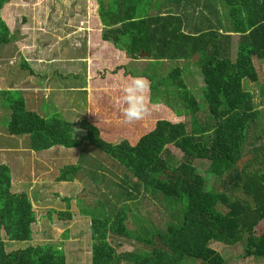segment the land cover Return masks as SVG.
<instances>
[{"label":"trees","instance_id":"1","mask_svg":"<svg viewBox=\"0 0 264 264\" xmlns=\"http://www.w3.org/2000/svg\"><path fill=\"white\" fill-rule=\"evenodd\" d=\"M10 1L0 0V10ZM159 1L97 0L96 21L102 31L92 40L91 49L99 66L95 64L91 71L90 118L80 122L85 136H73L77 124L58 113L46 118L28 110L22 92L2 90L0 102L4 101L11 113L8 133L28 137L29 148L34 152L55 147L77 149L89 144L147 188L168 197H187L182 226H170L154 240L132 239L155 245L145 257L134 251L118 254L116 249L124 243L113 245L116 238H130L127 226L130 211L118 210L113 218L91 217L92 264H123L126 260L134 264H183L186 259L202 264H226L211 243L235 246L245 237H248L245 256L264 259V230L261 233L256 230L264 221V147L244 154L249 131L258 116L253 96L246 91L244 82H259L254 61L264 62V0H221L229 28L218 20V27L213 24L198 33L186 32L189 24L182 15L151 16ZM234 36H238L236 43ZM16 40L0 18V51ZM141 59L157 68L164 62H189L200 74L207 110L216 125L210 129L194 121L188 131L184 122L152 118L153 109L160 105L157 96L165 93L162 91L168 93L160 85L167 80L172 83V95L179 97L192 118L202 109L187 87L181 68L173 69L157 85L158 81L149 73L135 75L129 71L130 62ZM22 67L34 75L26 62H22ZM133 76H144L150 81L151 112L145 119L128 125L122 123L121 96L122 87ZM117 141L122 142L117 146ZM170 145L187 160L208 161L207 175L225 178L226 183L250 200L234 199L229 189L208 188L206 177L190 161L173 166L165 160ZM82 172L79 165L66 166L60 171L58 182L81 181ZM70 200H64L67 207ZM52 213L72 219L71 212ZM81 214L89 217L83 211ZM36 221L28 194L13 192L11 170L6 165L0 166V264H67L64 251L54 245L7 252L3 232L9 242H32Z\"/></svg>","mask_w":264,"mask_h":264},{"label":"rangeland","instance_id":"2","mask_svg":"<svg viewBox=\"0 0 264 264\" xmlns=\"http://www.w3.org/2000/svg\"><path fill=\"white\" fill-rule=\"evenodd\" d=\"M96 1L11 0L8 2L0 10V18L5 21L17 40L0 51V91L23 87L27 109L43 114L46 118L56 113L62 116L65 111L64 117L72 118L76 123L87 118L88 92L92 93L89 77L93 66L95 64H98L95 67L99 66L97 55L93 56L91 42L102 31V27L96 21L98 6ZM168 13L184 16L189 24L186 29L188 33L206 31L213 24H217L215 27H218V20H222L225 27L229 28L226 10L221 0L172 2L160 0L152 9L151 16ZM237 40L238 36H234L235 43ZM23 61L30 66L34 75L23 69ZM254 63L259 73V82L245 81L244 87L253 96L258 116L249 131L244 149L245 155L256 147H264V62L255 60ZM175 68L183 70L184 81L200 104L202 110L195 118L185 110L179 97L172 95V83L163 80ZM128 69L135 75L149 73L158 81L157 85L164 81L160 85L165 87L168 93L162 91L165 93L157 96L160 105L153 109L155 112L152 118L167 117L184 122L188 131L191 130L194 121L210 129L216 125V121L207 110L200 74L189 62H164L160 68H157L151 67L148 60L141 59L131 61ZM147 71L156 72L158 75ZM74 86H77L78 90H73L74 92L71 93L70 88ZM64 88H68L70 92L67 90L69 93H66ZM42 89H46L47 92L43 93ZM159 90L161 91L160 87ZM72 101L74 104H71ZM71 107L77 112H72ZM10 116L11 113L5 102L1 101L0 166L6 165L11 170L12 191L28 194L37 221L33 225L32 242H9L3 232L7 242V252L48 244L64 251L67 264H91L93 244L90 235L91 217L113 218L118 210L126 213L130 211L127 221L130 238H116L113 242L114 246L116 242L124 243L116 249L118 254L134 251L138 256H148L155 245H147L138 242L139 240H154L159 233H165L168 227L182 226L188 208L186 196L168 197L147 188L118 163L89 144L77 149L57 147L47 152H34L29 148L28 137L9 135ZM165 160H169L175 167L181 162L190 161L172 145L167 147ZM190 162L198 173L206 177L208 188L214 187L220 191L229 189L234 199L250 200L242 191L234 190L226 183L225 178L226 182L207 175L210 165L208 161L191 160ZM70 165H79L82 168V180L58 182L60 171ZM137 189L138 193H136ZM130 192H133V195L127 194ZM65 199H71L69 207ZM81 210L89 217L82 216ZM51 212H71L72 219L60 218ZM256 230L258 233L264 230V221ZM156 243L157 247H160V242L156 241ZM211 247L223 256L226 264H264V259L245 256L248 250V237L235 246L212 242ZM123 264L134 263L126 260ZM183 264L202 263L194 259H186Z\"/></svg>","mask_w":264,"mask_h":264},{"label":"clouds","instance_id":"3","mask_svg":"<svg viewBox=\"0 0 264 264\" xmlns=\"http://www.w3.org/2000/svg\"><path fill=\"white\" fill-rule=\"evenodd\" d=\"M151 83L144 76L130 77L122 87V123L135 124L150 115L149 104ZM122 141H117L118 144Z\"/></svg>","mask_w":264,"mask_h":264},{"label":"crops","instance_id":"4","mask_svg":"<svg viewBox=\"0 0 264 264\" xmlns=\"http://www.w3.org/2000/svg\"><path fill=\"white\" fill-rule=\"evenodd\" d=\"M96 3H97V5H98V2L96 1ZM99 6H97V8H98ZM180 15V14H179ZM43 66V65H42ZM45 70H46V68H44ZM90 80H89V86H90V84H91V79H92V77H91V75H90ZM65 89V91H66V93H69L70 91H72L71 93H73L74 91L73 90H78V87L76 86H74V87H72V88H70V91L68 90V88H64ZM5 90V89H4ZM6 90H9V91H20V92H22V94H25V93H23L24 92V89H23V87H19L18 89H15V90H12V89H9V88H6ZM43 90V93L44 92H47L46 91V89H42ZM69 92H68V91ZM60 91V90H59ZM62 91V90H61ZM82 91V90H81ZM55 92H58L57 90H55ZM59 93H62V92H59ZM89 93V111H88V117L87 118H83V119H89L90 118V114H91V91H89L88 92ZM47 94V93H46ZM48 95V94H47ZM70 101H71V98H70ZM71 104H74L73 103V101L71 102ZM57 107L60 109V106H58V104H57ZM61 111H62V108L60 109ZM67 111H68V109H67ZM71 111L72 112H77V111H75V108H72L71 107ZM34 112V111H33ZM37 113V112H36ZM65 113H66V111H65ZM65 113H63L62 114V117H63V119H65L66 121H68V122H70V123H76V122H74V120L71 118V119H68V118H65L64 117V115H65ZM69 114L71 115V112H69ZM39 115H41V114H39ZM41 116H43V117H45L43 114L41 115ZM77 120V119H76ZM82 120V119H81ZM81 120H80V122H81ZM77 125H79L80 123H76ZM55 148H57V147H55ZM58 148H60V147H58ZM47 152V151H46ZM42 153V152H41ZM91 260H92V253H91ZM91 264H92V261H91Z\"/></svg>","mask_w":264,"mask_h":264},{"label":"water","instance_id":"5","mask_svg":"<svg viewBox=\"0 0 264 264\" xmlns=\"http://www.w3.org/2000/svg\"><path fill=\"white\" fill-rule=\"evenodd\" d=\"M86 135V132L84 130L81 129L80 124L76 126L74 132H73V136L77 137H83Z\"/></svg>","mask_w":264,"mask_h":264}]
</instances>
